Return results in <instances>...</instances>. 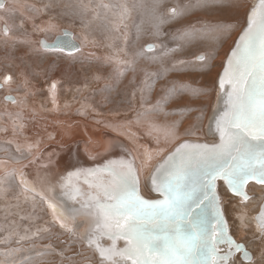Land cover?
<instances>
[{
    "label": "rangeland",
    "instance_id": "374dc122",
    "mask_svg": "<svg viewBox=\"0 0 264 264\" xmlns=\"http://www.w3.org/2000/svg\"><path fill=\"white\" fill-rule=\"evenodd\" d=\"M141 2L150 0H3L0 160L9 155L20 158L16 151L19 146L24 158L9 163L19 166L31 158L37 145L55 143L59 132L67 135L83 123L109 133L115 127L133 144V136L139 140L151 133L145 143L157 151L149 166L178 142L166 138L168 128L175 126L180 139L205 137L203 128L215 100L217 74L244 25L251 0H161L159 11L165 16H170L173 8L184 11L161 24L159 35H154L153 18L134 7ZM102 4L110 7L103 8ZM112 5H126L127 11ZM220 23L227 32L213 31ZM63 29L73 32L81 49L68 54L40 47L41 40L51 42ZM149 44L155 46L154 53L146 51ZM142 49L144 54L138 57ZM161 49L176 51L164 55ZM199 55L206 60H197ZM209 56L212 58L207 59ZM117 69L122 74L118 75ZM50 88L59 94L60 105L49 100ZM166 89L173 90L170 96H165ZM7 94L15 96L16 103L4 100ZM44 123L47 125L42 126ZM52 125L63 127L56 131ZM188 129L191 135L186 134ZM155 137H159V144ZM160 148L163 151H158ZM5 171L0 169V178ZM18 184L17 177L0 193V261L23 264L27 257L32 264L95 263V254L79 239L77 231L61 228L49 217L48 205ZM248 190L257 192L258 199L231 200L225 205L227 220L238 241L241 231L248 237L244 242L255 264H264L260 260L264 257V239L256 238L253 227L264 186L255 184ZM240 215L243 220L237 221ZM17 248L21 251L6 255Z\"/></svg>",
    "mask_w": 264,
    "mask_h": 264
},
{
    "label": "snow or ice",
    "instance_id": "6c2138e0",
    "mask_svg": "<svg viewBox=\"0 0 264 264\" xmlns=\"http://www.w3.org/2000/svg\"><path fill=\"white\" fill-rule=\"evenodd\" d=\"M160 5L161 0L134 5L153 18L154 35H159L161 24L184 11L173 8L171 15L165 16L159 11ZM101 7L110 6L102 4ZM111 7L127 11L126 5ZM247 9L241 34L218 77V88L222 91L208 117V132L212 138L203 143L192 142L180 139L175 126L167 129L166 138L177 139L178 143L154 166L148 177V192L154 193V198L141 192L135 157L109 159L102 169L80 173L84 175L83 183L95 193L87 213L94 220L87 243L98 253L99 264H245V261L255 264L246 244L230 234L225 206L231 200L249 198L245 191L249 181L264 185V0L248 5ZM213 31L223 34L228 28L220 23ZM65 35H68L67 30ZM42 47L65 51L60 38L51 45L42 42ZM67 48L78 50L79 46L68 41ZM144 51L136 55L142 56ZM146 51L154 53L155 46L147 45ZM174 51L176 49H161L164 55ZM197 59L205 61L206 57L200 55ZM117 74L122 71L117 69ZM10 79V76L5 78ZM52 87L55 88V84ZM172 91L166 89L165 96H170ZM157 103L159 105L160 101ZM186 134L191 135V129L186 130ZM155 139L159 144V137ZM16 151L24 158L19 146ZM20 158L9 155L0 160V165L6 169L0 178V185H4L0 193L7 190L9 181L17 180L16 169H8V164L19 163ZM150 159L149 154L145 161ZM76 174L68 172L57 182L61 190L58 198L63 200L65 210L73 219L80 210L68 206V201L77 197L67 181ZM19 175L25 177L22 171ZM90 175H97L101 182H90ZM25 183L21 178L17 186L29 192ZM41 201L47 203L59 222L56 205L43 197ZM256 219L258 232L264 239V201ZM60 227L66 228V225L60 222ZM105 238L110 242L107 245L102 243ZM120 240L124 241L122 248L117 243ZM19 251V248L10 249L6 255ZM234 252L241 253L242 258L234 256ZM23 264H32V260L26 257Z\"/></svg>",
    "mask_w": 264,
    "mask_h": 264
},
{
    "label": "water",
    "instance_id": "95a60500",
    "mask_svg": "<svg viewBox=\"0 0 264 264\" xmlns=\"http://www.w3.org/2000/svg\"><path fill=\"white\" fill-rule=\"evenodd\" d=\"M2 3H3V0H0V4ZM256 4H258V0H252L251 5H256ZM65 30L66 29H63L61 31V34L56 35L51 42L41 40L40 47L46 50H50V51H59L55 48L42 47V42L51 45V44L57 43L58 38H60V40L64 42L65 51L63 52L70 54V53H74L78 51L79 49H81L79 43L74 39L73 32L70 30H67L68 35H65ZM241 31H242V28L237 34L235 40L233 41L232 46L227 51V54L222 62V67L217 74L216 81H215L216 88H217L215 100L213 102L211 110L209 111L206 117L204 128H203V133L205 137L204 138H186L189 141L203 143V142L211 140L212 138L211 133L208 132V122H209L208 117L211 116L212 109L217 105V97L219 94H221V91H222L218 88V77H219V74H222L223 65L226 63L227 56L230 54V51L235 47V44L238 41ZM68 41H72L73 43L77 44L79 46L78 50L71 49V51H69V49L67 48ZM93 140H95V145L91 147L90 145L92 144ZM93 140H90V139L82 140V138L72 137L64 144H57L54 142H50L49 144L47 143L42 148H40L37 152H35L31 156V158H29L27 161L23 162L19 166H14V167L12 166V168L16 169L17 173H20L21 171L25 173V177H21V178L25 179L26 181L25 187H27L30 190V193L34 194L38 198L43 197L44 200L54 203L63 221L69 226L71 225L70 227L72 230H77L76 233H78L79 239L83 242V244L87 248H89L95 254L96 256L95 263H83V264H99L100 257L98 253L95 252L92 248H90L87 243L89 231L91 228L94 227L93 217L88 215L87 213L90 211L89 204L92 198L95 196V193L92 191V189H89L87 184L83 183L84 175L80 173H87L88 170H91V169H102L104 163H106L109 159H115V160H119L121 158L132 159L133 157L136 158V164L140 170L139 161L134 151L120 137L112 133L106 132L104 130H99L96 132V136ZM114 145H119V146H114ZM169 151L164 153L152 165L148 174L144 178H142L141 170L139 171V177L141 181V192L143 194L151 195L153 198L155 197L154 193L148 192V187H147L148 177L151 175L154 166L158 164L159 162H162L163 157ZM68 172L77 173L76 175L69 177L67 181L70 188L72 189V191L77 197L76 200H69L68 206H71L75 209L80 210L79 213L75 216V219H73V217L69 215V213L65 210L66 206L63 200L58 198V193L61 190L57 182L61 177L67 176ZM101 178H102V174H101ZM88 179L90 182L91 181H95L97 183L101 182L100 179H98L97 175H90ZM249 183H255L257 185H261V184L256 183L255 181H249ZM246 187H245V191H246ZM248 197L250 199L255 198V195L248 194ZM249 198L240 197L242 201L248 200ZM82 204L84 205V207H81ZM261 206L259 208L258 213L255 215L256 222H257L256 218H258L260 215ZM228 227H229V224H228ZM102 243L107 245L110 242L107 241V239L105 238L102 241ZM117 243L119 247L121 248L124 246L123 240H120ZM224 247L225 246L222 245L221 250H223ZM233 254L234 256H237L239 254V256L242 258V254L239 252H234ZM245 263H248V261H245Z\"/></svg>",
    "mask_w": 264,
    "mask_h": 264
},
{
    "label": "bare ground",
    "instance_id": "6f19581e",
    "mask_svg": "<svg viewBox=\"0 0 264 264\" xmlns=\"http://www.w3.org/2000/svg\"><path fill=\"white\" fill-rule=\"evenodd\" d=\"M251 2H252V0H251ZM250 5H251V3H250ZM183 25H179V27H182ZM178 28V27H177ZM3 30L5 29V28H2ZM140 35V34H139ZM85 52H91L90 50H85ZM154 60V59H153ZM152 63H153V61H152ZM170 78H172L173 80H174V84H177L178 83V80L174 77V76H171ZM55 89V88H54ZM53 88H50L49 90H50V92L52 93L51 94V96L49 97V100H51L52 101V103H54L55 105H60L61 104V102H60V100H61V98H59V94L57 95V91L56 90H54ZM40 109V108H39ZM40 111V110H39ZM38 116V119H44L43 117H42V115L40 116V115H37ZM47 120V119H46ZM55 120H47V122L48 123H56V122H54ZM58 123H59V121H57ZM47 124L46 123H44L42 126H46ZM58 125V124H57ZM51 126V125H50ZM54 128H57V126H54V125H52ZM75 126H78V127H76V128H74L73 130H71V131H69V132H67V135H66V133L65 132H63V131H61L62 129V127L63 126H59V128H57V130L56 131H61V132H59L58 133V139L57 140H55V143H57V144H64L65 142H67L69 139H71L72 137H78V138H82V140H85V139H90V140H93L94 138H95V136H96V132H97V129H95V127L93 128L92 126H91V124L89 125V124H86L85 125V123H83V124H77V125H75ZM94 126V125H93ZM30 129H32V128H30ZM29 129V130H30ZM122 129V128H121ZM112 130L115 132H111V133H113L114 135H116V136H118V137H120L121 139H123L131 148H132V150L134 151V153H135V155H136V157H137V159H138V161H139V166H140V170H141V175H142V178H144L147 174H148V172H149V169H151L150 167H152V166H149L150 165V163L153 161V159H154V156H156V152L155 151H157V150H155L156 149V147H154V145H152V144H149V142L148 143H145V141L148 139H145L146 137H148L149 136V134L148 135H146V136H144L143 138H141V139H139V140H137L134 136H133V138L136 140L135 141V143L133 144V143H131V139L128 137H125L124 138V135H122V133L121 132H119V131H117L116 130V128L114 127V128H112ZM105 131V130H104ZM106 132H108V131H106ZM132 134H135V132H132ZM17 142H19V139L17 140ZM45 145V144H44ZM43 144H40V145H37L36 146V151L35 152H37L40 148H42L43 146H44ZM95 145V140H93V142H92V144L90 145L91 147L92 146H94ZM34 152V153H35ZM151 155V159H150V161L149 162H146L145 161V159H147L148 158V155ZM160 154V153H159ZM158 155V154H157ZM157 161V160H156ZM155 161V162H156ZM154 162V163H155ZM10 168H12V166L11 165H9L8 164V169H10ZM0 169H4V170H6L5 168H4V166H2V165H0ZM17 177H18V179L20 180L21 179V177H20V175H19V173H17ZM260 186H264V185H260ZM142 187H143V185H142ZM27 188V187H26ZM28 189V188H27ZM246 192H247V188H246ZM27 193H30V191L29 192H27ZM30 194H32V193H30ZM248 200H252V199H248ZM47 205V204H46ZM47 213H48V215H49V217L53 220V221H56V222H58L57 220H55L54 219V216H53V213H52V211H51V209H49V208H47ZM60 213H59V211L56 209V215L59 217V224H60V222H63L65 225H66V228H69L70 226L68 225V224H66L64 221H63V219H62V217L59 215ZM257 214V213H256ZM255 214V215H256ZM253 219H254V221H255V223L257 224V222H256V220H255V216L253 217ZM243 220V215H240L239 217H238V220L237 221H242ZM228 221V220H227ZM239 223V222H238ZM228 224H229V222H228ZM253 227H254V225H253ZM229 229H230V224H229ZM255 230V229H254ZM77 231V230H76ZM230 233H231V231H230ZM232 234V233H231ZM234 237V236H233ZM245 237V238H244ZM235 238V237H234ZM246 238H248V237H246L245 236V233L243 232V231H241V233H240V238H239V242H242V243H244V244H246L245 242H244V239L246 240ZM254 238V237H253ZM236 239V238H235ZM255 239V238H254ZM253 239V240H254ZM237 240V239H236ZM238 241V240H237ZM247 241V240H246ZM253 256V255H252ZM264 256V255H263ZM3 258V257H2ZM254 258V257H253ZM5 259V258H4ZM11 259V258H10ZM15 264L12 260H8V261H0V264Z\"/></svg>",
    "mask_w": 264,
    "mask_h": 264
},
{
    "label": "flooded vegetation",
    "instance_id": "af4514ba",
    "mask_svg": "<svg viewBox=\"0 0 264 264\" xmlns=\"http://www.w3.org/2000/svg\"><path fill=\"white\" fill-rule=\"evenodd\" d=\"M3 88V84L0 82V89H2ZM4 100H6V101H8V102H15L16 103V100H17V98L15 97V96H13V95H10V94H7V95H5L4 96ZM251 185H255V183H249L248 185H247V193L249 194V195H255V200H257L258 199V194H257V192H255V191H249L248 190V186H251ZM263 196V198H261V199H259L260 200V202H258V204H257V209H256V212H258L259 211V208H260V206H261V204H262V201H264V195H262ZM251 199H254V198H251ZM249 201V200H248ZM254 220V219H253ZM256 224V223H255ZM256 226H257V224H256ZM255 225H254V228H256L257 229V227H256ZM231 231V230H230ZM258 237H260V234H259V232H258V229H257V237L256 238H258ZM261 238V237H260ZM238 257H240L239 256V254L237 255ZM262 262L264 261V257L262 258V259H260ZM245 264H247V263H245ZM249 264H250V262H249Z\"/></svg>",
    "mask_w": 264,
    "mask_h": 264
},
{
    "label": "crops",
    "instance_id": "0c3cea01",
    "mask_svg": "<svg viewBox=\"0 0 264 264\" xmlns=\"http://www.w3.org/2000/svg\"><path fill=\"white\" fill-rule=\"evenodd\" d=\"M4 264V263H3Z\"/></svg>",
    "mask_w": 264,
    "mask_h": 264
}]
</instances>
